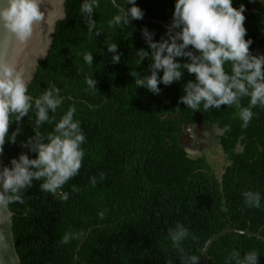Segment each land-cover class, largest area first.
<instances>
[{"label":"trees","instance_id":"16d2710c","mask_svg":"<svg viewBox=\"0 0 264 264\" xmlns=\"http://www.w3.org/2000/svg\"><path fill=\"white\" fill-rule=\"evenodd\" d=\"M82 3L66 1L67 17L57 23L49 55L40 61L28 89L34 98L51 85L60 89L62 104L55 114L49 113L57 120L69 107L76 108L74 119L85 136L82 166L55 195L41 189L42 180H33L23 190V202L9 204L21 263L182 264L181 253L169 238V229L177 223L188 229L180 248L198 257L199 264L206 243L225 229L261 231L264 236V106L252 108L253 117L244 128L234 105L205 111L201 104L193 111L178 103L185 94L182 86L195 79L183 68L182 80L169 86L161 83L159 95L135 85L132 73L137 78L150 75L153 62L148 58L141 62L136 55L142 48L151 52L143 29L160 41L172 22L176 0H136L143 18L114 26L109 22L131 5L127 0H99L91 33L80 12ZM241 4L246 8L245 39L252 41L250 52L258 55L264 49V0H233L235 8ZM107 43L118 45V63ZM187 50L195 51L191 46ZM85 53L92 54L91 65L84 60ZM225 70H230L227 63ZM89 76L97 81L96 89L87 85ZM248 103V97L241 100L244 107ZM35 119L30 111L20 124H10L8 137L18 127L20 133L16 143L6 137L4 166L22 152L35 158L22 146L35 134ZM193 123L206 128L217 124L225 131L219 146L229 164L221 179L204 155L193 157L182 143L185 128ZM53 128L44 123L39 130ZM246 191L260 194V207L245 204ZM67 232L83 235L61 244ZM233 250L241 258L255 251L258 264H264V241L241 233L216 241L209 263L235 264L230 259Z\"/></svg>","mask_w":264,"mask_h":264},{"label":"clouds","instance_id":"9594fccd","mask_svg":"<svg viewBox=\"0 0 264 264\" xmlns=\"http://www.w3.org/2000/svg\"><path fill=\"white\" fill-rule=\"evenodd\" d=\"M42 3L43 0H0V29L19 45L27 46L37 26L48 23V16L41 11ZM127 4L131 7L122 8L120 14L109 22L110 26L128 25L132 20L143 18L144 12L136 0H127ZM98 7L99 0H83L80 6L89 33L96 28L93 14ZM245 10L243 4L235 8L233 0H176L172 22L160 41L153 40L154 32L146 27L143 29V37L151 52L142 48L136 55L141 62L145 58L153 62L149 65L150 75L137 78V74L132 73L136 77L135 85L159 95L161 83L169 86L182 80L183 68L195 79L182 86L185 94L178 103L193 111H198L201 104L205 111L234 105L239 110L242 127L247 128L253 117L252 108L258 104L264 106V55L250 52L252 41L245 39ZM96 34L100 35L99 32ZM190 46L195 51L187 50ZM107 48L109 53L115 54L113 62L118 63L121 59L118 45L107 43ZM178 57L187 58V62H179ZM93 59L91 53H85L87 64L91 65ZM226 63L230 65L229 71L225 70ZM161 71L162 77L159 75ZM29 82L30 77L20 70L18 63L6 56L0 57V152H3L12 122L20 124L30 111H34L36 117L35 134L22 142L23 147L35 154V158L22 152L18 158L11 159L10 166L0 170V206L4 207L22 203L23 190L30 188L33 180H42L41 189L55 195L79 173L84 157L81 145L85 136L80 122L74 119L76 108L69 107L57 120L49 113L55 114L62 104L60 89L51 85L34 98L28 95ZM86 83L96 89L97 81L90 76L86 77ZM244 97L249 98L247 107L241 104ZM44 123L54 124L53 130L42 133L39 129ZM19 133L18 127L8 137L12 143H16ZM243 196L249 207H260L258 192L246 191ZM62 198L66 200L67 194ZM99 215L103 219L104 213ZM82 235V232H67L60 243L66 245ZM187 235L188 229L182 224L177 223L174 229H169V238L180 251L182 264H199L198 257L188 256L180 248ZM258 258L255 251H249L241 258L236 250L230 257L235 264H258Z\"/></svg>","mask_w":264,"mask_h":264},{"label":"water","instance_id":"95a60500","mask_svg":"<svg viewBox=\"0 0 264 264\" xmlns=\"http://www.w3.org/2000/svg\"><path fill=\"white\" fill-rule=\"evenodd\" d=\"M67 0H43L41 11L48 16V23L37 26L36 32L27 46L19 45L8 33L0 29V57L6 56L18 63L20 70L28 77V89L35 78L40 61L46 60L53 44V35L57 30V23L67 17ZM21 49L23 51L21 52ZM220 130V135H224ZM4 167L3 152H0V170ZM14 213L10 206H0V264H22L18 255L13 234ZM241 233L264 241L261 231L254 233L251 230L225 229L213 236L202 250L203 264L209 263V250L220 238L231 234Z\"/></svg>","mask_w":264,"mask_h":264},{"label":"flooded vegetation","instance_id":"af4514ba","mask_svg":"<svg viewBox=\"0 0 264 264\" xmlns=\"http://www.w3.org/2000/svg\"><path fill=\"white\" fill-rule=\"evenodd\" d=\"M258 55H264V49L260 50ZM187 128L188 130H193L191 143L189 142V144L186 145L187 151L192 156H200L196 153L204 149L207 150L206 148L209 144H217L218 146L220 145V140L223 135H220V130L222 129H220L217 124L210 125L206 128L201 123H193ZM188 147L198 151H190Z\"/></svg>","mask_w":264,"mask_h":264},{"label":"rangeland","instance_id":"374dc122","mask_svg":"<svg viewBox=\"0 0 264 264\" xmlns=\"http://www.w3.org/2000/svg\"><path fill=\"white\" fill-rule=\"evenodd\" d=\"M192 133H193V130H188V128H185L184 133L181 136V141L184 145H188L189 142L191 143ZM188 148L190 151H195V152L198 151L190 147ZM206 149L207 150L204 149L202 151L197 152L196 154H199L200 156L201 154H203L208 164L211 166L212 170L216 174V177L218 179H221L225 167L229 164L226 159V156L224 155L222 148L218 146L217 144H209ZM196 154H193V155H196Z\"/></svg>","mask_w":264,"mask_h":264}]
</instances>
